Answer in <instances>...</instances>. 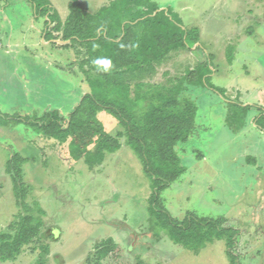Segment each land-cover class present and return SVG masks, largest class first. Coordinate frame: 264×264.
<instances>
[{"label": "rangeland", "instance_id": "obj_1", "mask_svg": "<svg viewBox=\"0 0 264 264\" xmlns=\"http://www.w3.org/2000/svg\"><path fill=\"white\" fill-rule=\"evenodd\" d=\"M51 1L66 19L70 0ZM81 1L94 13L113 0ZM151 1L159 5L155 12L170 7L185 28L200 32L190 48L171 52L153 81L179 75L180 83L187 70L206 63L209 70L206 84H189L184 93L198 106L195 129L176 146L186 171L162 198L179 219L188 212L227 218L226 225L238 230L234 253L240 264H264V0ZM45 19L30 0H0V116L59 110L68 118L91 90L81 68L84 51L78 44L65 46L61 38L45 40ZM98 116L110 133L121 129L111 114ZM241 121L242 129L231 125ZM121 141L118 151L89 169L83 159L70 157L68 143L0 120V234L13 232L21 212L7 171L16 152L30 160L22 167L31 185L28 201H39L46 229H53L52 236L43 234L0 264H38L41 258L42 264H90L96 243L107 237L118 243V252L101 264L138 258L153 264H230L224 239L195 253L167 234L153 235L151 180L126 137ZM44 243L49 252L42 256Z\"/></svg>", "mask_w": 264, "mask_h": 264}, {"label": "trees", "instance_id": "obj_2", "mask_svg": "<svg viewBox=\"0 0 264 264\" xmlns=\"http://www.w3.org/2000/svg\"><path fill=\"white\" fill-rule=\"evenodd\" d=\"M30 1L35 6V14L46 18L45 40L55 42L61 38L68 42L65 46L78 44L79 50L84 51L81 68L91 90L68 118L59 110H48L41 114L0 116L1 124L23 123L45 138L68 143L70 157L75 161L83 159L89 169L102 165L108 153L122 147L121 139L126 137L151 180L148 211L149 230L153 235L160 239L163 233L167 234L175 243L195 253L208 243L224 239L230 264H240L234 253L238 230L226 225L227 218L198 216L194 212H188L182 219L176 218L161 195L186 171L176 146L186 141L195 129L198 106L184 93L189 84H206L209 70L207 63L196 65L180 76V83H177L179 75L169 76L165 81L153 80L172 51L190 48L200 40L199 30L185 28L170 7L155 12L159 5L151 0H113L94 13L81 0H70L66 19H62L51 0ZM113 8L119 15L116 22ZM100 59L111 61L107 71L94 63ZM101 112L115 117L121 129L115 134L107 131L98 116ZM261 113H264L263 107ZM231 125L234 129L244 127L242 121ZM28 161V157L16 152L12 162L7 163L21 212L19 220L11 224L13 232L0 234L2 261L14 260L25 246L43 234L53 235L51 227L46 229L45 209L37 200L28 201L31 185L26 182L22 168ZM42 248V256L48 254V245L44 243ZM116 251L118 243L107 237L96 243L95 254L88 262L101 264ZM40 260L38 264H42ZM130 264L153 263L138 258Z\"/></svg>", "mask_w": 264, "mask_h": 264}, {"label": "clouds", "instance_id": "obj_3", "mask_svg": "<svg viewBox=\"0 0 264 264\" xmlns=\"http://www.w3.org/2000/svg\"><path fill=\"white\" fill-rule=\"evenodd\" d=\"M94 63L97 65H102L105 71H107L111 66V61L107 59L96 60Z\"/></svg>", "mask_w": 264, "mask_h": 264}]
</instances>
